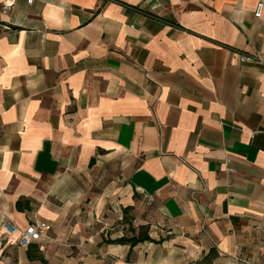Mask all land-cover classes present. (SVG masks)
Segmentation results:
<instances>
[{
    "label": "crops",
    "instance_id": "1",
    "mask_svg": "<svg viewBox=\"0 0 264 264\" xmlns=\"http://www.w3.org/2000/svg\"><path fill=\"white\" fill-rule=\"evenodd\" d=\"M260 1L0 0V264H264Z\"/></svg>",
    "mask_w": 264,
    "mask_h": 264
},
{
    "label": "built area",
    "instance_id": "2",
    "mask_svg": "<svg viewBox=\"0 0 264 264\" xmlns=\"http://www.w3.org/2000/svg\"><path fill=\"white\" fill-rule=\"evenodd\" d=\"M28 3L31 0H27ZM11 3H8L7 6H11ZM264 12V2H258L256 8L254 10V17L259 19ZM242 62H254L257 61L252 56H242L240 58ZM260 63L264 64V61L258 60ZM2 229L6 233V235L16 236L17 243L21 248H27L32 243L40 242L41 236L47 229V224L42 221H32L27 227L20 228L16 224L11 221H6L2 224ZM241 264H255L252 261L243 258H235Z\"/></svg>",
    "mask_w": 264,
    "mask_h": 264
},
{
    "label": "trees",
    "instance_id": "3",
    "mask_svg": "<svg viewBox=\"0 0 264 264\" xmlns=\"http://www.w3.org/2000/svg\"><path fill=\"white\" fill-rule=\"evenodd\" d=\"M17 207L18 209H22L20 202H18ZM143 241H150V238L148 237L147 234L139 232L138 235H134L132 237H122L117 242L120 244H129L130 246H134ZM30 258H31V255H30Z\"/></svg>",
    "mask_w": 264,
    "mask_h": 264
}]
</instances>
